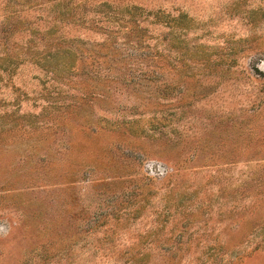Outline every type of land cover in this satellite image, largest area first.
<instances>
[{"label":"rangeland","instance_id":"obj_1","mask_svg":"<svg viewBox=\"0 0 264 264\" xmlns=\"http://www.w3.org/2000/svg\"><path fill=\"white\" fill-rule=\"evenodd\" d=\"M0 264H264V0H0Z\"/></svg>","mask_w":264,"mask_h":264}]
</instances>
